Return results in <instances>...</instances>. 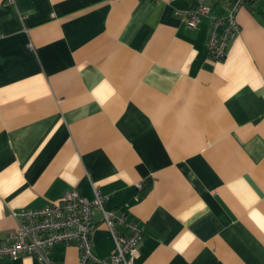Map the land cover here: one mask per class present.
Segmentation results:
<instances>
[{
	"label": "crops",
	"instance_id": "1",
	"mask_svg": "<svg viewBox=\"0 0 264 264\" xmlns=\"http://www.w3.org/2000/svg\"><path fill=\"white\" fill-rule=\"evenodd\" d=\"M233 1L190 27L198 0H0V243L18 210L97 186L143 229L135 264H264V0L218 61L212 16ZM52 256L81 264L74 243Z\"/></svg>",
	"mask_w": 264,
	"mask_h": 264
},
{
	"label": "built area",
	"instance_id": "2",
	"mask_svg": "<svg viewBox=\"0 0 264 264\" xmlns=\"http://www.w3.org/2000/svg\"><path fill=\"white\" fill-rule=\"evenodd\" d=\"M214 1L198 0V7L186 12L188 25L195 27L200 15H211ZM245 1L234 0L225 16H212L213 29L208 47L215 60L225 59L229 42L240 33L236 14ZM219 29H222L221 34ZM108 199V195L94 186L93 200L72 189L60 201L50 202L41 208L18 210L13 213L18 226L8 232L5 242L0 243V257L15 259L32 255L40 264H57L52 256L54 246L57 243H74L80 248L81 264H135L143 229L136 222L127 221V212L106 209ZM96 210L101 211L102 221L115 238V250L108 257L96 256L92 250V232L98 224L94 219ZM119 224L125 226L124 232L117 229Z\"/></svg>",
	"mask_w": 264,
	"mask_h": 264
}]
</instances>
